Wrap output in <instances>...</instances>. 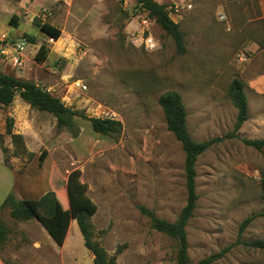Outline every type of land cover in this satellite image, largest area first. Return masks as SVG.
I'll list each match as a JSON object with an SVG mask.
<instances>
[{
  "label": "rangeland",
  "instance_id": "1",
  "mask_svg": "<svg viewBox=\"0 0 264 264\" xmlns=\"http://www.w3.org/2000/svg\"><path fill=\"white\" fill-rule=\"evenodd\" d=\"M156 1L180 26L185 53L134 0H0V37L29 44L22 70L1 63L0 70L46 88L86 117L122 123L121 133L108 137L76 117L74 136L49 113L30 108L16 119L14 104L0 107V156L18 179L10 193L38 200L54 192L67 209V176L78 169L97 205L93 240L116 264H176L179 242L156 231L138 207L173 223L186 205L185 153L158 103L177 91L195 141L225 137L196 163L188 264L208 257L211 264H264V249L244 244L264 239V151L243 142L264 138V0ZM37 22L60 29V39ZM149 37L154 48L145 45ZM42 45L47 53L38 63ZM234 77L245 84L249 119L228 137L238 114L228 93ZM78 80L87 90L74 87ZM9 118L26 150L17 151L6 133ZM0 219L9 228L0 249L5 264H94L76 220L58 245L35 218L13 219L6 208Z\"/></svg>",
  "mask_w": 264,
  "mask_h": 264
},
{
  "label": "trees",
  "instance_id": "2",
  "mask_svg": "<svg viewBox=\"0 0 264 264\" xmlns=\"http://www.w3.org/2000/svg\"><path fill=\"white\" fill-rule=\"evenodd\" d=\"M134 1L135 5L146 13L148 17L153 19L158 26L173 39L177 52L179 54L185 53L186 47L183 33L180 26L171 18L166 6L158 3L156 0ZM37 26L49 38L55 41L60 39L61 31L53 25L37 22ZM46 53L47 49L42 45L35 54L36 62L40 63L45 60ZM228 93L238 114L234 131L227 136L235 137L237 136L236 132L249 119L248 99L244 82L240 78L234 77L229 85ZM17 96L29 104L32 109L53 115L56 118L57 128L59 130H67L74 136H76V131L78 129L75 122L76 117L87 119L91 123L94 132L103 136L110 137L118 135L122 131V123L120 121L108 117H86L84 114L66 106L59 97L52 94L46 88L32 81L6 74L0 70V107L11 106ZM158 103L167 119L168 130L172 132L181 143L185 153L187 202L181 210L178 219L173 223L160 218L155 211L145 206H139L138 209L144 216L150 219L156 231L164 233L179 242L176 264H188L189 246L186 227L194 215L199 199L196 189V163L203 153L213 145L222 142L225 137H215L202 142L195 141L188 130V113L182 95L179 92L168 91L164 93L159 97ZM6 133L11 136L12 142L16 148H18L17 151L26 150L23 136L13 132L12 118L7 119ZM243 142L257 151H264V138L255 140L244 139ZM4 163L7 165L6 161H4ZM80 178L81 171L78 169L71 171L67 176V209L60 208V201H58L54 192H48L38 200H18L14 194L10 193L1 204L0 212L8 208L9 214L13 219L22 221L32 218L37 219L42 225L48 228L51 236L58 245H63L71 221L76 220L84 239V245L94 257L93 263L116 264L115 258L110 257L106 250L93 240L94 228L91 224V217L96 213L97 205L87 195V186ZM254 218L255 215H252L242 222L240 226L241 234ZM8 235L9 228L6 223L0 219V249L6 244ZM244 244L252 248L264 249V239L244 242ZM227 250H229V248H226L223 252ZM212 260V257H208L195 264H211Z\"/></svg>",
  "mask_w": 264,
  "mask_h": 264
},
{
  "label": "built area",
  "instance_id": "3",
  "mask_svg": "<svg viewBox=\"0 0 264 264\" xmlns=\"http://www.w3.org/2000/svg\"><path fill=\"white\" fill-rule=\"evenodd\" d=\"M48 15L49 14L46 13L44 18ZM143 22L146 23L147 21L143 20ZM27 45L29 44L25 39L15 41L13 39H8L6 36L0 37V63L6 67L9 66L14 70H22L24 68L26 57L24 52ZM145 45H147L148 48H154L155 44L153 38H147ZM73 84L78 90H87V86L80 80L75 81Z\"/></svg>",
  "mask_w": 264,
  "mask_h": 264
},
{
  "label": "crops",
  "instance_id": "4",
  "mask_svg": "<svg viewBox=\"0 0 264 264\" xmlns=\"http://www.w3.org/2000/svg\"><path fill=\"white\" fill-rule=\"evenodd\" d=\"M264 57V50H263ZM6 67V66H5ZM12 108L14 111L12 114L16 119L24 115L28 109L31 108L29 104L24 102L21 98L17 100L15 98ZM76 122V121H75ZM17 176L13 169L6 165L0 156V206L10 192L14 191V187L17 184ZM0 264H5L4 260L0 257Z\"/></svg>",
  "mask_w": 264,
  "mask_h": 264
}]
</instances>
